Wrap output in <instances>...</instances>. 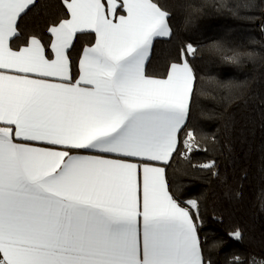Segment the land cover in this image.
<instances>
[{
    "label": "snow or ice",
    "instance_id": "obj_1",
    "mask_svg": "<svg viewBox=\"0 0 264 264\" xmlns=\"http://www.w3.org/2000/svg\"><path fill=\"white\" fill-rule=\"evenodd\" d=\"M62 4L45 40L26 35L38 0H0V264H211L198 202L180 201L164 167L148 163L177 151L197 87L186 57L165 78L145 73L154 39L173 35L170 13L154 0ZM85 32L96 40L74 82L70 49ZM181 51L198 53L190 44ZM194 140L184 141L189 150ZM228 235L243 238L239 229Z\"/></svg>",
    "mask_w": 264,
    "mask_h": 264
},
{
    "label": "trees",
    "instance_id": "obj_2",
    "mask_svg": "<svg viewBox=\"0 0 264 264\" xmlns=\"http://www.w3.org/2000/svg\"><path fill=\"white\" fill-rule=\"evenodd\" d=\"M154 2L170 13L173 35L155 40L146 75L165 78L169 66L186 57L197 77L191 118L165 166L169 190L182 202H198V232L211 264L264 258V0ZM38 3L25 21L26 35L47 40L64 6L62 0ZM94 42L93 33L77 35L70 49L73 80L83 50ZM189 44L198 50L194 57L182 56ZM189 134L195 137L190 150ZM237 229L240 241L228 235Z\"/></svg>",
    "mask_w": 264,
    "mask_h": 264
},
{
    "label": "crops",
    "instance_id": "obj_3",
    "mask_svg": "<svg viewBox=\"0 0 264 264\" xmlns=\"http://www.w3.org/2000/svg\"><path fill=\"white\" fill-rule=\"evenodd\" d=\"M118 12H119V10H118ZM119 14H124L123 12H119ZM85 33H91V32H85ZM78 34H81V33H77V35ZM94 34V33H93ZM95 35V34H94ZM168 38H170V37H164V38H156V39H154V41H153V44H154V42H155V40H157V39H168ZM95 40H96V36H95ZM75 41V40H74ZM74 41H73V44H74ZM95 43V42H94ZM94 45V44H93ZM93 45H91V46H93ZM91 46H87V47H85V49L83 50V52H82V55H81V58H80V62H81V59H82V57H83V53H84V51L87 49V48H89V47H91ZM23 47V46H22ZM153 48V47H152ZM152 52V51H151ZM150 56H151V53H150V55H149V58H148V60L150 59ZM80 62H79V69H80V72H79V76H78V78L76 79V80H73V78H72V80L75 82V81H79V79H80V76H81V68H80ZM147 62L148 61H146V64H147ZM146 64H145V68H146ZM71 76H72V73H71ZM50 79V81L51 82H61L60 80H59V78H49ZM81 86L82 87H85L86 85H83L82 83H81ZM178 139H179V134H178ZM24 143H28V144H30L31 146H35V147H46V145H44L43 143H41V142H30V141H28V142H24ZM54 147H56L58 150H62V149H60V146H54ZM178 147V146H177ZM175 153V152H174ZM173 153V154H174ZM70 154H72V155H100V156H103L104 158H108V159H123V160H125V162H130V163H137V164H141V161H140V159L139 158H128V157H119V156H117V155H115V154H104V153H98V152H88V151H84V150H74L73 152H71ZM173 154H172V156H173ZM171 159H172V157L169 159V161H167V162H162V161H149L148 163L151 165V166H156V167H164V169H165V166L166 165H168L169 163H170V161H171ZM140 177H141V183H142V167L140 168ZM165 177H166V169H165Z\"/></svg>",
    "mask_w": 264,
    "mask_h": 264
}]
</instances>
